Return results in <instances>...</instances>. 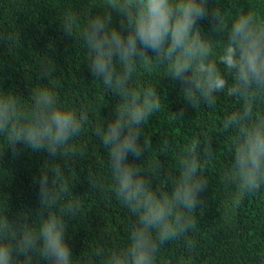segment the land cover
<instances>
[{"label": "clouds", "instance_id": "1", "mask_svg": "<svg viewBox=\"0 0 264 264\" xmlns=\"http://www.w3.org/2000/svg\"><path fill=\"white\" fill-rule=\"evenodd\" d=\"M60 28L67 38L78 37L91 78L117 100L94 134L107 150L113 193L133 220L125 244L73 255L67 237L81 195L72 175L82 152L75 141L91 109L62 100L41 64L40 78L48 83L27 96L0 83V158L5 150L18 156V145L50 157L33 177L37 208L13 212L7 201L0 209V264H173L163 250L181 241L185 259L176 264H186L196 248L189 238L195 214L207 205L205 173L215 150L209 138L193 136L174 174L168 173L162 161L145 160L152 144L145 122L162 109V80L179 85L193 109H214L226 94L236 107L222 121L231 141L221 179L234 188L237 204L264 189V0H239L231 8L219 0H99L98 11L83 23L77 11L66 9ZM154 72L159 85L140 80ZM172 114L183 120L184 108Z\"/></svg>", "mask_w": 264, "mask_h": 264}, {"label": "trees", "instance_id": "2", "mask_svg": "<svg viewBox=\"0 0 264 264\" xmlns=\"http://www.w3.org/2000/svg\"><path fill=\"white\" fill-rule=\"evenodd\" d=\"M219 2L231 8L239 0ZM66 9L77 11L83 23L98 11L99 0H0V83L5 89L27 96L31 89L48 83L40 78L41 64H45L57 82L56 91L62 100L91 109L89 123L75 141L82 152L74 162L76 172L72 175L74 192L81 195L80 211L67 239L73 255L79 256L101 244L106 248L125 244L133 217L113 193L107 150L94 134L117 100L106 95L101 83L91 78L88 53L78 37L67 38L62 33L60 22ZM201 25L207 30V21ZM140 80L160 84L155 72L142 74ZM158 91L162 109L144 126L145 135L152 140L146 162L162 161L164 170L174 174L177 156L193 136L209 138L215 150V158L205 173L209 185L205 193L207 205L195 214L196 230L189 238L195 241L196 248L186 264H264V189L237 204L234 188L221 179L222 170L230 164L231 141V133L222 131L221 126L225 115L236 107L235 101L221 94L214 109L204 105L193 109L185 105L179 85L162 80ZM181 108L183 120L174 119L172 112ZM17 147L18 156L5 150L0 158V209L8 201L13 212L23 207L35 210L38 188L33 177L40 168L49 166L46 159L50 157ZM162 256L173 264L184 260L183 241L167 245Z\"/></svg>", "mask_w": 264, "mask_h": 264}]
</instances>
